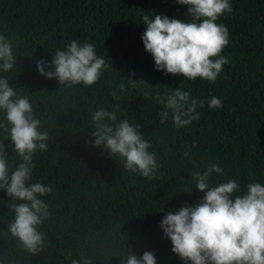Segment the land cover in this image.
Wrapping results in <instances>:
<instances>
[{
    "label": "trees",
    "instance_id": "16d2710c",
    "mask_svg": "<svg viewBox=\"0 0 264 264\" xmlns=\"http://www.w3.org/2000/svg\"><path fill=\"white\" fill-rule=\"evenodd\" d=\"M230 3L232 11L217 20L228 30L220 55L229 62L208 82L154 70L143 48V15L187 19L186 6L175 0H0V32L16 57L5 75L19 95L29 97L41 130L48 132L47 149L34 152L29 183L51 188L41 197L49 216L37 226L44 242L34 254L8 233L11 204L19 201L0 190L3 264H70L82 256L92 264H123L129 250L137 256L152 251L156 264H181L158 225L166 212L202 195L193 185V171L216 162L222 174L211 176L212 183L235 179L242 190L253 181L264 183V0ZM74 39L92 43L105 59L98 80L88 87L59 85L35 67ZM129 78L140 81L131 86ZM176 87L204 101L196 108L198 119L181 128L173 127L170 116L162 123L157 116L159 98ZM213 95L221 98L220 108H208ZM98 107L140 126L149 150L157 153L154 178L125 170L119 158L86 142L93 130L91 112ZM0 143L14 168L19 157L8 139L0 137Z\"/></svg>",
    "mask_w": 264,
    "mask_h": 264
},
{
    "label": "clouds",
    "instance_id": "9594fccd",
    "mask_svg": "<svg viewBox=\"0 0 264 264\" xmlns=\"http://www.w3.org/2000/svg\"><path fill=\"white\" fill-rule=\"evenodd\" d=\"M175 3L186 6L187 19L159 13L141 17L145 26L140 35L143 48L151 55L156 71L214 82L222 66L229 62L220 55L228 43V30L217 20L232 11L230 0H175ZM12 48L11 41L0 32V133L3 134L0 137L10 141L11 150L20 161L10 169L6 145L0 143V190L19 201L11 204L8 233L24 250L34 254L44 242V233L37 226L49 216L48 204L41 197L51 188L29 180L34 152L47 149L48 132L41 130V121L34 115L29 97L19 95L8 82L5 73L16 64ZM105 66L104 57L96 54L92 43L75 39L63 48H56L50 60L35 61L39 74L55 78L65 87L93 85ZM138 81L129 78L126 82L135 86ZM125 88L126 83L121 82L120 91ZM159 99L162 103V110L157 113L159 122L170 116L175 128L198 119L196 108L204 106L203 100L179 87ZM207 106L220 108L222 100L213 95ZM90 120L93 130L91 140L86 142L119 158L123 168L131 173L149 179L156 176L157 153L149 150L151 143L140 133L138 124L118 118L115 110L103 107L93 110ZM181 155L187 156L188 152ZM214 174H222L216 162L192 172L193 185L202 195L195 203L163 215L158 225L162 238L170 241V251L181 264H264V183L253 181L242 190L235 179L212 183L210 177ZM70 264H92V261L82 256L71 259ZM123 264H156V258L150 250L139 256L129 250Z\"/></svg>",
    "mask_w": 264,
    "mask_h": 264
}]
</instances>
